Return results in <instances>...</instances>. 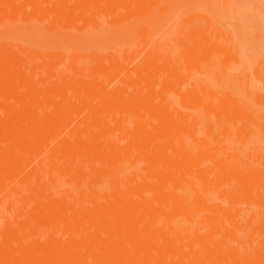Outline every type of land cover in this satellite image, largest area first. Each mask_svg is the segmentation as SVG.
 <instances>
[{"label": "rangeland", "instance_id": "1", "mask_svg": "<svg viewBox=\"0 0 264 264\" xmlns=\"http://www.w3.org/2000/svg\"><path fill=\"white\" fill-rule=\"evenodd\" d=\"M67 1L70 4L61 9L63 16L87 8V0ZM95 1L102 4L106 0ZM111 1L107 2L113 8L107 4L103 8L111 13L108 17L119 2ZM209 2L127 0V8L120 11L123 17L131 18L130 36L135 40L127 45L113 42L104 53L108 57L119 55L117 73L123 77L133 72L134 79L115 80L116 73L101 75L92 70L87 74L86 88L77 92L73 83L82 72L80 67H68L61 87L72 92L67 97L60 93L49 96L51 87L44 77L50 66L44 65L39 67L40 77L36 79L44 86V93L36 97L30 94L22 104L29 109L43 107L48 114L64 107L70 118L63 125L62 135L67 138L72 137L69 132L76 116L72 112L75 104H82L77 113L82 119L102 113L105 107L99 105L107 102L127 108L122 120L128 130L122 138L117 135L120 144L131 143L129 135L141 130L138 139L145 153L121 160L122 177L130 180L125 188L141 185L153 194V202H158L155 193L161 188L170 194L161 201L166 233L156 253L164 254L170 246L175 264H227L225 257L205 254L206 242L183 252L181 240L195 237L200 228L206 227L205 241L213 236L221 238L219 247L235 254L234 264H264V0H212L213 8ZM90 10L92 14L97 12L95 7ZM103 21L107 23L106 18ZM15 26L14 22L7 27L4 36V40L13 42L14 49L22 41L13 38L19 33ZM23 45L28 55L33 49L38 55L51 52L47 47ZM59 54L62 65L69 66L74 59L83 65L90 61L85 58L91 51L73 47ZM15 74H0V79L7 82ZM7 89L12 95L6 100L13 105L27 88L15 80ZM4 170L10 172L11 168L0 163L2 184L9 176ZM51 179L62 191L59 198L63 193H82L89 186L57 170ZM97 184L101 190L112 189L109 180ZM19 190L21 197L27 195L23 185ZM109 193L105 204L118 200ZM76 209H83V205L77 204ZM119 211H112L108 218L117 219ZM7 218L13 219V214L0 204V239L8 227ZM57 225L56 219L42 224L43 233L35 240L43 241L51 226ZM225 226L236 232L231 239H223ZM124 238L116 234L109 242L116 246ZM179 255L181 259H177Z\"/></svg>", "mask_w": 264, "mask_h": 264}, {"label": "bare ground", "instance_id": "2", "mask_svg": "<svg viewBox=\"0 0 264 264\" xmlns=\"http://www.w3.org/2000/svg\"><path fill=\"white\" fill-rule=\"evenodd\" d=\"M54 1L0 0V74L16 72L7 82L0 79V163L11 168L10 172H3L9 176L5 184L0 182V204L10 208L13 214V219H6L8 227L0 239V264H175L170 246H166L164 254L156 253V247L161 245L166 233L161 201L170 194L161 188L155 193L158 202H153V194L141 185L125 188L130 180L122 177L121 160L145 153L138 139L142 135L141 130L129 135V146L120 144L118 137L122 138L128 130L122 120L127 108L107 102L99 105L105 107L102 113L89 114L82 119L77 114L82 104H75L72 111L76 115L72 121L74 124L69 122L75 128L69 132L72 137L67 138L62 135L63 125L67 124L69 117L64 107L48 114L43 107L29 109L22 104L28 95L36 97L44 93V86L36 81L40 77L39 67L44 65L50 66L44 77L45 84L51 87L49 96L60 93L67 97L72 92L61 87L68 67H80L82 72L73 83L77 92L86 88L87 74L92 70L101 75L116 73L115 80L135 78L133 72L123 77L117 73L121 60L119 55L108 57L104 53L113 42L127 45L135 40L130 36L133 31L129 24L131 18L123 17L120 11L127 8V0H119L118 6L115 4L112 18L108 17L111 13L104 10V5H112L107 2L109 0L102 4L87 0V8L77 9L72 16L62 15L61 9L69 5V1L60 0L56 4ZM208 4L214 7L212 0ZM94 7L97 12L92 14L90 9ZM14 22L19 33L13 38L22 40L15 49L12 41L4 40L7 27ZM20 22L22 24H18ZM154 26L153 31L156 29ZM23 44L47 47L51 52L38 55L33 49V54L28 55L23 52ZM73 47L89 49L91 54L85 59L90 61L80 65L74 59L69 66L62 65L59 52ZM130 50H134L133 47ZM15 80L27 89L17 102L10 105L6 99L12 94L7 85L14 84ZM258 97L263 99L261 95ZM252 121L258 124L255 118ZM56 170L73 176L80 184H89L88 189L76 194L63 193L64 196L59 198L62 191L51 179ZM103 180H109L112 185L110 191L118 200L103 202L110 194V191L98 187L97 183ZM20 185L27 191L24 197H21ZM77 204L83 205V209H76ZM118 208V218L110 220L108 214ZM53 219L58 220L59 225L51 226L43 241L35 240L43 233L41 225ZM205 231L206 227H202L195 237L182 239L183 252L192 251L198 242H206L204 252L207 256H222L227 264H234L235 254L219 247L221 238L213 236L205 241ZM116 234L125 238L115 246L109 239ZM235 234L233 228L225 226L223 239H231ZM177 259H181V255Z\"/></svg>", "mask_w": 264, "mask_h": 264}]
</instances>
